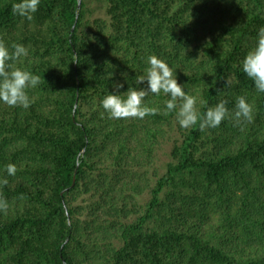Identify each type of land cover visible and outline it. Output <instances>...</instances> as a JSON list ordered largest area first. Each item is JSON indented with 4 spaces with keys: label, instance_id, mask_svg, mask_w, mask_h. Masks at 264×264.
Here are the masks:
<instances>
[{
    "label": "trees",
    "instance_id": "1",
    "mask_svg": "<svg viewBox=\"0 0 264 264\" xmlns=\"http://www.w3.org/2000/svg\"><path fill=\"white\" fill-rule=\"evenodd\" d=\"M16 2L0 0V40L41 82L28 108L0 102V264H264V93L242 70L264 0H41L31 20ZM151 55L229 118L181 127L164 93L155 115L110 118L101 101L146 87Z\"/></svg>",
    "mask_w": 264,
    "mask_h": 264
},
{
    "label": "clouds",
    "instance_id": "2",
    "mask_svg": "<svg viewBox=\"0 0 264 264\" xmlns=\"http://www.w3.org/2000/svg\"><path fill=\"white\" fill-rule=\"evenodd\" d=\"M41 0H18L12 6L15 15L33 19L38 11ZM7 46L0 40V102L9 106L30 107L31 98L28 90L37 87L40 76L22 67H14V62L29 54L28 48L20 43ZM148 67L145 74L136 78V85L146 87H129L126 92L119 90L123 84H115V91L109 93L101 101L102 108L110 118H139L155 115L157 108L148 106L146 97L149 94L159 95L164 93L169 98L165 101L167 111L176 113V119L181 127L189 128L197 123L203 129L215 128L222 121L229 118L230 110L227 101L221 100L216 105L209 107L202 115L198 109V98L186 91L185 85L178 82L176 72L169 67L167 62L155 55L147 59ZM242 70L249 79L254 82L256 90L264 93V27L257 33V44L250 50L242 61ZM178 108V111H177ZM234 116L237 120H251L252 106L244 96L238 98ZM17 167L15 164L6 165L7 176H15ZM7 179H0V183L7 184ZM7 201L0 199V210L7 208Z\"/></svg>",
    "mask_w": 264,
    "mask_h": 264
},
{
    "label": "rangeland",
    "instance_id": "3",
    "mask_svg": "<svg viewBox=\"0 0 264 264\" xmlns=\"http://www.w3.org/2000/svg\"><path fill=\"white\" fill-rule=\"evenodd\" d=\"M170 148H171L170 146H167L165 148V150L163 151V153L161 154V156H160V164H159L158 167L162 168L163 165L167 162V160H168V152H169ZM163 169L164 168H162L161 171H163Z\"/></svg>",
    "mask_w": 264,
    "mask_h": 264
}]
</instances>
